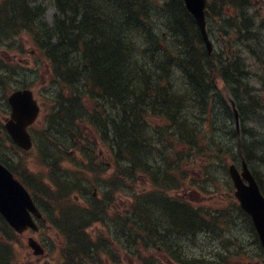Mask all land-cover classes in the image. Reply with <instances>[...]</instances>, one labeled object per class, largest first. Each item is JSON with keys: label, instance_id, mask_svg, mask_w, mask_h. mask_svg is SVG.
<instances>
[{"label": "trees", "instance_id": "obj_1", "mask_svg": "<svg viewBox=\"0 0 264 264\" xmlns=\"http://www.w3.org/2000/svg\"><path fill=\"white\" fill-rule=\"evenodd\" d=\"M142 1L93 0L94 8L88 0H50L55 8V14L52 21L47 22L43 9L34 6L33 0H5L6 3L0 10V36L10 38L15 31L26 30L36 38L39 48L43 49L51 59L56 72H60L61 85L64 87L58 95L60 113L65 107L71 108L69 120L63 124V127H60L61 133H64L63 137H66L65 141L72 143L75 138L70 131L74 120L86 121L95 129V135L99 136L102 141L107 140L108 143L104 142L105 145H108L113 152L119 153L118 158H122V161L129 167L131 176L136 179L139 173L145 172L152 166L158 167L160 177L167 176L170 171L179 173L186 169L188 164L196 167L192 151L201 143L203 144L205 138L219 135L214 138L222 141L223 148L217 163L206 170L202 169V172L209 170L208 173L203 174V180L191 178L186 184H192L200 191L206 189L214 191L216 185L220 184V180L215 173L216 170L213 172L212 169L218 167L219 164L226 165L227 159L234 162L243 159L264 192V145L260 147L259 152L253 147V145L258 147V141H255L254 137L262 130L258 128L257 133L253 134L252 130L244 129L242 125L239 134L233 123L228 122L229 119H227L226 126H221V128L225 130L227 128L226 132L234 139L231 140L224 131H220V134L224 133L220 135L213 129V127L219 128L217 123L220 121L216 119L217 113L223 115L226 113L228 117L231 115L230 106L227 103V96H229L235 102L240 118L245 119L244 115L249 114L250 118L256 119V123L260 124L264 130V116L262 115L264 114V95H260L248 86L247 71H242V68L245 70L246 64L240 55L241 52L237 50L234 54L229 53L227 55L229 58L222 53L214 56L217 61L211 60L203 46L200 32L193 18L186 11L182 0H147L159 12L161 18L147 22L128 20L129 15L134 14L131 9L135 8L139 11ZM209 1L220 3L217 0ZM250 1L224 0L223 3L237 5L243 11L250 5ZM128 5L130 11L126 13ZM209 6L211 10L207 12L208 18L214 15L210 21L214 27L210 31L213 28L216 29L225 40L230 38H234L236 42L239 40L241 48L247 54L252 53L255 40L259 37L253 31L254 25L249 30L242 31L237 28L234 21L235 24L231 22L229 16H224V19L220 20L219 17L223 16V13L213 10L212 4ZM100 11L116 16V18L110 19V15L105 18L101 17ZM240 15L239 21L242 22L247 15L244 12ZM142 36L150 40L141 42L140 37ZM59 46L60 52L57 51ZM234 56L237 57V62L234 61ZM257 57L259 58L258 53ZM146 64L155 66L156 69H153L155 73L146 74L144 69L140 68V65ZM131 66H133L132 70ZM68 69H72L75 80L66 75ZM227 71L232 72L230 76L227 75ZM138 73L146 74L147 78L143 81L137 80ZM101 78L105 80L104 83H101ZM218 80L222 82L225 92L217 89ZM139 87L143 90H139ZM66 90L69 91H67L68 95L65 94ZM137 90H139L138 93L143 92L141 94L144 101L142 99L137 101L135 107L125 111L131 115L124 127L111 130L110 110L105 104L106 98L109 97L114 103L112 98L116 100L118 94L137 93ZM145 91L147 94L144 93ZM167 98L171 101L164 102ZM157 99L160 100L156 101ZM152 101H155L157 105L153 114L146 119L142 115L144 106ZM140 102L143 106L138 105ZM193 115L198 116L200 121L189 127L176 124L162 131L157 129L156 123L163 124L162 121L170 117L187 120ZM205 118L207 121H204ZM134 122L140 123V126L134 138L135 142L132 143V140L128 141L127 137L119 136L118 131L128 129L132 132L131 124ZM141 125L154 126L156 137H162L164 131L170 134L183 132L189 128L191 134H188L185 140L193 146L188 148L184 156L176 152L183 149L175 144L173 155L176 157H170L167 163L164 158H169V156L159 154H147V159L142 160L143 153L140 143L143 141L151 144L152 139L140 135ZM208 127L212 134L205 136L206 131L210 132L207 130ZM52 139L54 138L51 137L48 141ZM3 159L0 157V160L4 161ZM52 159L54 157L50 155L47 161L51 162ZM6 165L12 169L10 159L7 160ZM51 167L55 173L58 172L54 164H51ZM101 167L99 165V168ZM223 169L225 172V167ZM86 170L92 174L100 173L96 166H87ZM118 170L120 173V167ZM218 173L224 174L223 171ZM116 177L117 175L108 184L115 187L113 181L115 182ZM54 181L57 187H63L64 198L62 197L61 200L52 197L55 193L51 192L47 185L30 184L31 187L37 188L42 196L50 197L54 201L57 199L60 202L69 201L68 189L73 181L66 178V174H63L62 178L54 176ZM180 186L176 185L175 188ZM156 188L157 185L154 189ZM152 192L149 196L139 195L133 200L126 219L107 221L108 217L106 220H103L102 216L98 218L101 222L107 221L109 225L111 224L109 226L112 228L111 233L117 237L112 239L118 244L129 250L146 254H153V251L157 250L155 248L160 247L163 252L170 253L173 262L167 264H222V262L244 264L245 257H248L250 261L256 259L253 255L262 257L251 222L235 202H229L222 208L201 207L176 198L173 202H163V199L156 194L153 195ZM58 201L55 202L57 206L53 210L61 219L60 222L55 221V225L62 231L67 246L66 253L63 250L65 258L61 264L72 262L77 264L120 263L121 256L124 255L120 252L113 251L90 256L89 253L85 255L73 250L75 243L73 233L87 235L86 228L97 220V213L99 214L101 208L106 205L97 204L99 207L94 209L89 207L87 213H79L80 209L76 205L67 206L68 202H65V207H63ZM83 217L86 218L83 219ZM240 222L249 224L254 235L252 244L255 246V251L251 257L248 256V250L243 246L241 235L239 236L240 232L237 230L240 228ZM14 238L17 236L0 216V254L10 252L9 243ZM191 240H195L198 245L197 249L191 251L189 248H179L181 244ZM233 242L234 246H232ZM173 245H178L175 256L169 250ZM162 251L154 254H162ZM102 255L105 257L103 258ZM227 255H239L241 259H236L237 256L227 258ZM124 256L130 259L129 255ZM66 257H68V262ZM1 259L4 260L3 257ZM263 259L264 257L259 260ZM4 261L8 264L10 258Z\"/></svg>", "mask_w": 264, "mask_h": 264}, {"label": "bare ground", "instance_id": "obj_2", "mask_svg": "<svg viewBox=\"0 0 264 264\" xmlns=\"http://www.w3.org/2000/svg\"><path fill=\"white\" fill-rule=\"evenodd\" d=\"M50 0H36V5L41 6L43 5L45 2H48ZM91 2L92 6H93V0H88ZM183 1V0H182ZM220 1V3H213L211 1H206L205 2V7H204V18L211 21L214 17V15H211L210 17L212 18H208L207 12L209 10H211V7L209 6V4L214 6V9L216 12L218 13H223V16H220L219 19L222 20L224 19V16L228 15L229 18L232 20L231 22L233 24H237V28H239L242 31H246L249 30L253 24V22H255V20L257 19V17L255 16V14L251 15L252 12V7L250 5H248L243 11L241 7L234 5V4H225L223 3L224 0H217ZM184 4V2H183ZM94 7V6H93ZM210 7V8H209ZM95 8V7H94ZM186 9V8H185ZM69 10L72 11L71 8H69ZM131 10H133L134 14H130L128 20L130 21H143V22H147L148 20L153 21L155 19H160L161 16L159 15V12H157L155 10L154 7L151 6V2L147 1V0H143L141 5H140V9L139 11L136 10L135 8H132ZM130 11L129 5L127 6L126 9V13H128ZM186 11L188 12V14L194 18L193 14L191 12H189L187 9ZM244 12L245 15H247V17L244 19V21L240 22L239 19H241V13ZM99 15L101 17H109L110 15V19H114L116 18V16L114 17L111 14H106V13H102L100 11ZM213 16V17H212ZM127 18V17H126ZM235 23H234V22ZM217 35V36H216ZM216 35L213 34L212 32V36H214L216 38V40L220 41L223 39V35L221 33L216 32ZM150 39L148 37H140V41L141 42H146L149 41ZM159 48V46H158ZM207 48H205L206 50ZM58 52H60V46L58 47ZM206 52H210L208 50H206ZM211 60L217 61L216 57L212 56L211 54L209 55ZM156 57V56H154ZM234 61H238L237 57L234 56ZM140 68L144 69L145 73L147 74L148 72L151 73H155V71H153V69H156L155 66L151 65V64H146V65H140ZM133 69V66H131V70ZM72 69H68L67 71V76L72 79H74V76L72 74ZM241 70V68H240ZM242 71H245L242 68ZM227 75H231L232 72L227 71L226 72ZM146 74H137L138 78L137 80H141L143 81L144 79L147 78ZM17 82H18V87L19 88H25L31 85V81L28 78V76L23 75V74H19L17 77ZM105 80L101 78V83H104ZM62 81H60V72L56 73L55 77H54V82L52 83V88L53 90H56L57 92H60V89L63 90L64 87H62L61 85ZM17 88V87H16ZM139 90H143L139 87ZM137 90V93L138 91ZM130 92V91H129ZM258 92L260 95L264 94V76L259 80V84H258ZM132 93V94H118L117 95V99H113L114 103L111 101V99L109 97L106 98V106L107 108L110 110V116H109V120H110V124H112V129L116 128V127H121V126H125L127 123V120L129 119L131 114H128L127 112H125L126 110H129L133 107H135L136 102L140 101L141 99L144 101V98L142 96L141 93ZM146 93V91L144 92ZM147 94V93H146ZM105 99V98H104ZM160 100V99H159ZM158 99L156 101H159ZM171 100L165 99L164 102H168ZM139 106H143V104L140 102L138 104ZM156 102L152 101L150 102L148 105L144 106V112H143V116L144 118H148L151 114H153L152 112L155 110L156 107ZM114 107V108H113ZM71 108L65 107L61 113H60V118L57 121V125L60 127H63L64 123H66L69 120V114L71 113L70 111ZM234 114V115H233ZM233 114L231 113L230 115V120L231 123H233V126H237L239 125V123H244L245 119L240 118V116L238 115L237 111H233ZM238 115V116H237ZM249 116V114H246ZM228 114H224L222 115V117H220L221 119H219L220 122H218V127H213V129L215 131H217L220 134V131H224L225 135L227 137H229L231 140H234L233 138H231L228 133L226 132V130L224 128H221V126L225 127L226 126V120ZM216 117H218L216 115ZM153 120H157L159 121L157 118L155 117H151ZM250 118V116H249ZM225 119V120H224ZM256 119H251L249 122H253L256 123L255 121ZM199 117L196 115H193L192 118L187 119V120H178L177 118H169L167 120L162 121V123H156L157 129L159 131H162L164 128L166 127H170L172 125H176V124H184L187 125V127L194 125L196 122L198 123ZM204 121H207V118H205ZM255 121V122H254ZM140 124V123H139ZM138 122H134L133 124H131V130L132 132H130V130L125 129V130H119L118 131V135L119 136H124L125 138L127 137L128 141L132 140V143L135 142L138 130H139V125ZM216 124V125H217ZM257 126V125H256ZM255 126V127H256ZM252 128V132L253 134L257 133L258 128ZM258 127V126H257ZM260 129L262 130L261 132H259L254 138L255 141H258V147L254 146L253 147L256 149V151H258L260 149L261 146L264 145V130L260 127ZM140 135H145L146 137H148L149 139H152L151 144L149 143H145V142H141V147H142V151L139 149V151H141L142 154V160H146L147 159V154H151V155H160V156H165L169 158H164L165 163H167L168 161H170V157H176L173 155L174 151V146L176 144V146H179L180 148H182L183 150H177L176 152L178 153H182L184 156H186L188 148H191V146H193V144H189L188 140H185L186 137H188V134H191L190 129H186L183 132H172V133H168L167 131H164L163 136L162 137H156V131H155V127L154 126H143L141 125L140 127ZM207 130H209L210 132H205V136H207V134L211 133V129L208 127ZM213 130V131H214ZM228 131V130H227ZM130 132V133H129ZM224 133L220 134L223 135ZM48 133L44 136L45 140H49L52 135ZM212 134V133H211ZM142 136V137H143ZM144 136V137H145ZM214 137H219V135L214 136ZM214 137H209V138H205V141L203 142V144L201 143V145L196 148L195 150L192 151V158L195 159V161L198 159V161L196 162V165L198 166L199 170H194L195 174L199 176H203L204 173H208L209 170L207 171H203L202 169L206 170L208 168H210L211 166L215 165L219 159L220 153H221V149L223 148L222 146V141H217L216 138ZM104 142H107V140L105 139ZM108 143V142H107ZM106 144V143H105ZM157 148H155V147ZM88 152L84 151L87 155H90L91 157L95 158V155H93L91 150H87ZM106 151L108 154H110L112 156V158L114 159L113 161H109L110 163H113L111 165V167L114 168H119L120 167V177L117 181H119L120 179L123 182H127L129 184V192L128 195L131 199H136L137 197H139V195H141L145 190H147L151 185H157V192L156 195H158L160 197V199H163V202H173L174 201V197L171 195H168V191L170 190V188L175 187L176 185H182L183 183H186L188 180H190L191 178H195L191 172L189 171L190 169H184L183 171L176 173L173 171H170V173L167 176H158V167L157 166H152L150 168H148L145 172H141L138 174L142 175L140 176L138 179L136 177L133 178L129 172V167L127 166V164L125 162L122 161V158H118L117 155H119V153L117 152H113L108 145H106ZM259 152V151H258ZM254 153H252L253 155ZM243 160V159H241ZM220 163V161H219ZM227 170L228 169V165H222L219 164L218 167L213 168V172L214 170L218 169L219 171H224V168ZM143 170V169H142ZM193 170V169H192ZM207 176H205L206 178ZM219 180H222L220 178H218ZM101 181H104L102 178L100 179ZM169 181L171 183H169ZM175 189V188H174ZM177 190V189H175ZM159 201V200H158ZM58 219H60V217H57ZM110 221V220H109ZM93 227V225H92ZM91 227V229H92ZM90 230L87 231V235H81L78 233H73V239H75V243L73 245V250L74 252H82L85 255L89 253L90 256H94L96 254H107L110 252H120L121 255L122 253L124 255H129L130 259L124 255L121 256L120 259V263L117 264H152V262H154V264H167V263H172V258L170 256V253H166L163 252L162 254H154L157 253L155 250L153 251V254H146V253H142L140 251H132L127 249L126 247L118 244L114 239L112 238H117L115 237L116 235L113 233L107 234V235H103V234H91ZM57 230V229H55ZM45 240V239H44ZM43 240V246L45 248H47L48 246L46 245V241ZM66 241L64 242V252L65 248H66ZM189 248L191 251L197 249L198 245L195 242V240H191L188 243H183L181 244V246L179 248ZM140 249L142 251L143 248L140 247ZM255 246L248 249V256L251 257L253 255ZM63 250L61 251L60 254V258H59V262H63L64 258H65V253H63ZM170 252L172 254H175V251L178 250V245H173L172 247L170 246ZM150 251V249H149ZM168 252V251H167ZM233 256H237L236 259H241V257L239 255H227V258H231ZM4 258V260H6L7 258H15L16 257V253L13 252L12 249H10V252H3L0 254V258ZM102 257L104 258L105 256L102 255ZM254 258L259 259L260 257L253 255ZM4 260H0V264H6V261ZM239 260L237 261V263L239 262ZM66 261L68 262V257H66ZM152 261V262H151ZM78 262V261H77ZM262 262L264 263V259L262 260ZM72 263H76V262H72ZM71 263V264H72ZM77 264V263H76ZM222 264H225L224 262H222Z\"/></svg>", "mask_w": 264, "mask_h": 264}, {"label": "rangeland", "instance_id": "obj_3", "mask_svg": "<svg viewBox=\"0 0 264 264\" xmlns=\"http://www.w3.org/2000/svg\"><path fill=\"white\" fill-rule=\"evenodd\" d=\"M250 6L252 7V10H253L252 12H254V13H251V15L255 14V16L258 19H260V20L264 19V0H251L250 1ZM46 14L49 17V15L52 14V10H48V12ZM225 17H228V15H226ZM211 28H212V26L210 27V29ZM210 29H209V34L212 32V31H210ZM213 34L216 35L215 32ZM29 35L30 34L26 30H22V31H19V32L15 31L14 33H12L10 35L11 36L10 38L9 37L1 38V36H0V43H2V41H4V40L8 41L7 45L12 47L17 53V56L14 57V58L23 57L22 52L26 51L27 52L26 53L27 56L24 57V58L26 59V61H29L30 56L33 55V54H36L35 53L36 51L34 50V47L32 45V40L30 39ZM262 35L264 36V31H262ZM210 37H211V41H212L213 47H214L213 56H216V54L219 53L220 50H221L222 42L217 41L216 38L214 36H212V33L210 34ZM227 40L228 41H226L227 42L226 46H230L231 45V47H235V48L239 47L237 45V43L231 41V39H227ZM17 42L21 46L20 49H19V44ZM11 54H13V53L12 52H10V53L9 52H3L2 56H7L8 55L9 57H11ZM39 57H40V54H39ZM34 60H35V58H32L30 60L32 65L34 63ZM8 61H10V60H8ZM21 64H23V63H21ZM250 70L253 73V71H252L253 68H250ZM38 71H39V73L35 74L36 75L35 79L31 81V84H33V85H31V87L34 90L36 97L39 100L42 101L43 96H39L37 94V92L35 90V87H38V88L40 87L41 92H44L43 91L44 88H46V86L49 83V78H48V73H46V69L44 67V64L41 65L38 68ZM14 76H15L14 74L8 73L6 71L0 73V77H6L7 78V83L5 85V92H4V93H6V95L9 92H11L13 88L18 87L17 78H15ZM40 76H42V79H41L40 84H39L38 82H39ZM28 78H31V77H28ZM252 81L254 82L253 78H252ZM217 84L219 85L218 88L221 89L223 92H225V90H223V85H221V82L219 80L217 81ZM2 91H4V87H3V89H1V92H0V100H1V102H2V96H1ZM43 100H44V98H43ZM1 108H3L5 110L6 106L2 105V103H1ZM222 115H223L222 113H217L218 117H216V119L217 120L221 119L220 117H222ZM244 117H245L244 123H242V122L239 123V128H240V126L243 125L244 129L252 130V128H254L257 125L258 127L256 126L255 128H259L260 129V124L249 122L250 118H249L248 115H244ZM58 118H60V113L58 115ZM230 118L231 117H228L227 119L230 120ZM4 120L5 119H1L0 118V124H3ZM226 121H228V120H226ZM228 122H230V121H228ZM51 128H52V126H51ZM76 131L78 133H82V132L83 133H87L88 132V128L83 123L82 125H80V126H78L76 128ZM52 133H54V134L59 133L60 134L61 130L60 129L57 130L56 127L54 126V128H52V131L50 132V134H52ZM240 133H241V131H240ZM38 139H39V142H40L39 146H41V148L43 147V149H44V147H47L49 150H53L51 152V155L60 156V154L63 153L62 154L63 157H60V159H62V158L67 156V155H64L65 152H66V148L68 149L67 152H69V150L72 149L71 152L69 153L68 159L62 161V163L63 164H67L68 167H62L60 165L61 168H64L65 170H67V171H69L71 173H74V174H71L72 176H70V174L66 173V176H68V178L71 177L73 179V178H75L74 176H76L75 174L79 175L80 173H82V172L77 170L78 169L77 162H78L79 166L83 168V167L86 166V162L90 161L85 156L86 153H85V155L80 153L81 152L80 151L81 148H78L80 146H77V145L80 144V141H79L78 137L75 139V141L73 143H69L68 141H66V142L65 141L64 142L61 141L60 143H55L57 145V148H53L51 145H45L43 143V140H42L41 137H39ZM62 144L65 145V147H63ZM36 151L37 150L32 151L28 155H26V154L21 155V157H20V165H19V168H17V172L22 174V176L23 175L38 176L37 175V174H39L38 170H41V168L38 166V163L40 162V160H39L40 155L38 156L36 154ZM43 153H44V151H43ZM48 154L49 153L47 152V155ZM80 154L84 157V161L79 162ZM44 161H45V164H46V169L48 170V167L50 166V161H47L46 159ZM92 161H94L93 158H92ZM197 161H198V159L196 160V162ZM225 163L229 164L230 161L227 160ZM24 164L26 166V169L24 168ZM67 165H65V166H67ZM187 167H188L187 169H190L189 171L191 172V174L197 180L198 179H203V177H201V176L198 177V175L195 174L194 170H199L197 165H196V167L195 166L192 167L191 165H188ZM98 172H102V171H98ZM215 173H216V175L219 174L218 173V169H216ZM223 173L226 174L224 171H223ZM52 174L55 177L59 176V178L60 177L62 178V176H63V172L62 171H58L57 173L52 171ZM61 174H62V176H61ZM94 175H95L96 178L100 177V173H94ZM139 176H141V175H139ZM223 177L224 178H220V179H222V180H220L221 181L220 182V186H222L221 191L211 192V191L206 189V190L202 191V193H201V191H199V189L196 186H194L192 184L183 183L179 187V189H182V190L179 191V192H176L175 197L182 195L186 199H190V200L194 201L196 204H200V205H202V204L203 205L204 204H208L209 205V204L216 203V206H217L219 202H228V200L230 199L229 198V191H230V197H231L232 192H231V187L229 186V183H228L229 178L227 180V179H225L224 175H223ZM43 179H44V182L50 181V178L48 176H44ZM72 179H70V180H72ZM74 180H75V184L79 186L80 184H79L77 178H75ZM169 183H171V182L169 181ZM37 192H38L37 188H34V193H37ZM168 195H172V192L168 191ZM123 200L125 202H122V201L114 202L113 209L123 210L125 208V206L128 205V202H126L125 197L123 198ZM101 212H102V209H101ZM239 226H240V228L237 229V230L240 232L241 240L243 239L244 242H246V243L250 242L251 243V241L253 240L254 236L250 233L249 227H247V225L243 224L242 222H240ZM102 227H103L102 225H98V224L95 225L94 228H93L94 229L93 233H98L99 232L100 234H102L104 232L103 231L104 227L103 228ZM104 234H106V233L104 232ZM29 235H31L33 238L35 237L37 239H41V238L45 239L44 241H46V245L48 247H47V253L44 256H34L32 254V251L27 246V240L30 237ZM14 239L17 241L15 243H13V247H14V250H15V253H16V257H15V259H14L12 264H59L60 245L62 244V237L60 238L59 236H57V233H56V231H54L53 227H49V229L46 228L45 231H42V232L37 233V234H34L32 232H29V231L28 232H24L23 234H19L18 237L14 238ZM249 247L252 248V246H248V248ZM244 261L247 262V258H245ZM257 263L260 264L261 261H257ZM248 264H254V262L248 261Z\"/></svg>", "mask_w": 264, "mask_h": 264}, {"label": "water", "instance_id": "obj_4", "mask_svg": "<svg viewBox=\"0 0 264 264\" xmlns=\"http://www.w3.org/2000/svg\"><path fill=\"white\" fill-rule=\"evenodd\" d=\"M205 2L206 0H184L186 9L193 14L202 33L206 47L208 51H210L211 44L205 32ZM21 95V93L17 92L9 98L13 105L12 115L17 119V122L15 125L10 122V124H7V128L13 140L20 147L28 149L30 147V141L25 132L26 120L19 116L21 108L16 100ZM34 115L30 120L33 119ZM229 172L236 188L235 195L239 198L241 206L251 214L261 244L264 247V199L260 195L258 187L244 162H242L241 174L238 173L234 165L229 167ZM241 176L248 181V185L242 182ZM28 210L37 213L26 190L14 180L11 173L0 164V213L16 231L21 232L28 225L34 227ZM28 243L34 248L35 254L41 253L42 250L35 241L29 240Z\"/></svg>", "mask_w": 264, "mask_h": 264}, {"label": "flooded vegetation", "instance_id": "obj_5", "mask_svg": "<svg viewBox=\"0 0 264 264\" xmlns=\"http://www.w3.org/2000/svg\"><path fill=\"white\" fill-rule=\"evenodd\" d=\"M1 48H0V60H1ZM0 73H1V69H0ZM0 118H1V113H0Z\"/></svg>", "mask_w": 264, "mask_h": 264}]
</instances>
